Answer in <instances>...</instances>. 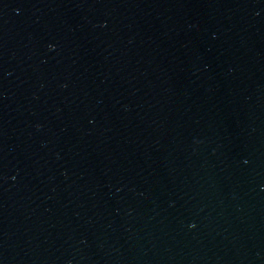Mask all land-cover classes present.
<instances>
[{"label": "water", "instance_id": "95a60500", "mask_svg": "<svg viewBox=\"0 0 264 264\" xmlns=\"http://www.w3.org/2000/svg\"><path fill=\"white\" fill-rule=\"evenodd\" d=\"M0 264H264V0H0Z\"/></svg>", "mask_w": 264, "mask_h": 264}]
</instances>
